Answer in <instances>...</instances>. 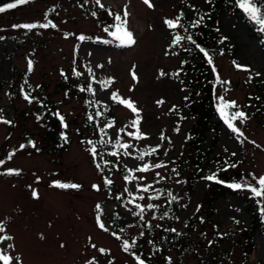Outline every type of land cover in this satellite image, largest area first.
<instances>
[{"label":"rangeland","instance_id":"1","mask_svg":"<svg viewBox=\"0 0 264 264\" xmlns=\"http://www.w3.org/2000/svg\"><path fill=\"white\" fill-rule=\"evenodd\" d=\"M6 1L0 0V6ZM85 1L86 8L78 0H32L27 5L0 13V36L4 37L0 40V114L12 121V124L0 122V159L5 161L0 165V173L6 169L20 170L19 175L0 174V222L4 226L0 236L12 237L0 242V251L19 256L22 264H86L93 257L98 264H107L109 260L112 264H136L133 256L123 251L122 243L126 239L130 243L136 241L133 250L138 255L151 253L153 264H165L169 257L171 264H243L246 252L251 249L240 230L241 226L250 225V213L244 197L252 193L247 189L219 196L213 205H208L215 194L208 195L213 191L208 188L206 180L200 179L190 203L179 209L174 222L188 247L182 248L183 253H180L175 245H167L163 241L160 232L170 226L169 218L161 212L169 198L167 194L188 196L190 178L195 179L197 170V167L189 166L183 170V176L171 172L175 159L183 153L186 157L189 151L186 147L187 132L197 116L188 111L184 99L190 89L173 76L182 57L175 53L176 48L171 42L173 30L164 21L175 19L181 11L184 12L183 18L194 17L198 9H208L209 3L205 0H151L153 7H149L144 0H101L105 7L100 8L95 0ZM111 8L119 11L121 17L127 10V29L133 33L135 44L118 46L119 40L104 31L105 27L118 22ZM93 12L97 15L93 16ZM48 17L57 27L30 31L12 27L23 23H44ZM207 20L215 33L207 37L209 42L206 45L216 67L215 73L210 67V75L216 81L218 73L222 81L229 82H216L215 103H218L217 95L235 100L239 110L245 111L249 119L244 123L234 121L244 132V137L238 138L217 110L219 116L213 120L220 117L222 124L218 134L208 129L206 146L216 138L211 158L223 157L227 163L234 161L237 171L228 174H239V182L248 180L255 183L249 174L256 177L264 174V103L254 97L264 92V45L251 33L239 14L227 11ZM109 31H116V28L110 27ZM81 34L92 39L81 42L78 39ZM223 37L227 40L220 43ZM211 38L216 43L215 47L210 42ZM104 40L111 43H103ZM198 54L204 57L202 53ZM29 61L32 62L31 70ZM234 62L247 66L248 70L238 69ZM89 67L94 77L92 83ZM73 69L81 71L79 81L84 80L82 87L86 89L91 84L94 94L80 91ZM161 70L166 75L161 76ZM133 71L137 79H133ZM109 78L113 83L107 88L98 83ZM32 86L60 103L64 120L69 122L71 143L67 147L48 138L47 128L38 118L37 101L29 103L24 99ZM113 92L135 103L140 110V128L146 138L137 140L127 135V132L135 131L130 121L136 117L130 109L111 99ZM87 99L93 100L95 111L103 109L113 114V127H107L108 123L102 118L88 119ZM161 99L165 103L158 105L157 101ZM236 110L225 109V112ZM177 125L179 132L174 131ZM101 128L104 132L100 131ZM122 128L124 131L119 132ZM161 133L171 142L161 140ZM116 138L121 143L141 146L143 151L157 144L161 147L159 153L147 156L144 161L133 155V151H130L132 155L125 156V150H122L120 157H115L119 160L118 166L111 173L110 166L104 165L110 155L103 152L94 158L87 141L96 140L100 145L101 140H111L112 143ZM29 140L35 143V147L28 144ZM21 144L27 146L20 149ZM165 151L167 156H164ZM233 152L235 156L231 155ZM8 153H14L11 159H8ZM159 161L167 167L150 168L146 173L136 172L137 177H143L138 179L137 185H151L148 192L124 179L129 176L130 168ZM97 163L104 168L103 173L96 168ZM214 167L213 160L211 164L204 165L203 173H210ZM157 171L165 179L159 180L155 175ZM105 178L113 181L112 187L104 183ZM186 178L188 183L185 185ZM54 181L77 183L81 187L59 188L52 186ZM93 184L100 185V190L94 189ZM33 189L37 190L38 198L32 196ZM125 189L133 196H129ZM140 195L145 199L137 198L135 203H129L134 196ZM157 195L159 200L150 199ZM254 199L264 208V197L254 196ZM200 202L208 206L209 216L205 226L198 224L191 230L188 222ZM147 203L159 206L155 209L145 207L143 219L132 215L138 211L135 204L144 206ZM97 204L101 206L99 209ZM118 210L126 223L123 231L115 230L111 223ZM97 215L109 228L108 232L98 227ZM112 232L121 239L118 240ZM100 248L106 249V253L101 254ZM262 261L264 236L259 234L246 264H261Z\"/></svg>","mask_w":264,"mask_h":264},{"label":"trees","instance_id":"2","mask_svg":"<svg viewBox=\"0 0 264 264\" xmlns=\"http://www.w3.org/2000/svg\"><path fill=\"white\" fill-rule=\"evenodd\" d=\"M14 2V0H7L5 3ZM79 4L86 8V1L85 0H78ZM20 6V5H18ZM110 8V7H109ZM111 10L115 14H119V11H114L112 8ZM230 12L233 14H239L244 19L248 29L251 31V33L259 38L261 40V43L264 45V33L259 31V25L256 24L254 21L249 19L247 14L241 10L236 0H211V3L209 4L208 9H198L194 15V17L191 18H182L180 23L183 25V27H178L173 30V39L177 33H179L182 36H187L189 33L193 34L194 39L197 40L198 43H200L202 46L206 48V50H209L206 45L209 42L207 40V37L214 36L215 33L213 32L214 28L210 27V23L208 22L209 17H214L216 15H220L223 12ZM201 15H204V20L202 21L201 25L198 28H192L191 22L194 20H197L200 18ZM48 18L45 19L48 20ZM50 20V19H49ZM44 21V22H45ZM213 21V19L211 20ZM119 23V21L117 22ZM116 23V24H117ZM209 23V24H208ZM184 28L188 29V32L184 31ZM212 40V38H211ZM173 41V40H172ZM171 41V42H172ZM213 47H215V41L214 39L210 41ZM173 45V43H172ZM175 49V53L180 55L182 57V61H186L185 63H181L178 66L176 70L173 72V76H176L183 86L190 89L189 94L187 95L188 99L186 100V106L188 107V111L193 114L194 116H197V119L194 123V125L191 126V128L187 132L186 137V147L189 149V151L186 154V157L183 154H180L176 159L174 164L172 165L171 172L174 175L183 176V170L191 167H197V170L195 172V179L190 178V183L188 187H190V190L188 192V196L183 198V196L179 194H172L177 197L176 201H171L170 197L166 200V206H164L161 209L162 213L167 212V217L170 220V226L168 228L162 229L160 232L162 234V239L165 241L167 245H175L176 249L178 251L185 250L189 244H185L183 241L184 235L181 231H178L175 228L174 222L176 217L178 216V211L180 208L184 207L185 205L189 204L192 199L193 191L197 185V183L200 181V179H204L205 176L212 174L214 171L218 172L220 175V178L226 180V181H236L239 182V174L230 175L228 172L234 173L237 171V166L235 168H229L226 172H220L219 170L222 167H227V164L225 163L226 160L221 157L220 159L211 158V153L213 151V147L217 142V139L215 138L212 140L211 144L207 147L206 146V132L209 128L213 129L215 134H218L222 119L219 117L217 121H214L213 119L215 117H218L219 114L217 113V107L215 103V90H216V81L214 78L211 77V66L207 63V59L204 58L202 55H199V50L195 48L194 45H192L189 41L183 40L180 42V44L173 45ZM187 49H191V51H188ZM77 71V69H76ZM81 72V71H78ZM176 73H179V75H176ZM82 76V75H81ZM81 76L76 77L77 81L81 78ZM89 77L92 83L93 75L89 73ZM84 83V80L82 82H78V85H80L78 88H81ZM10 89V88H9ZM30 95L34 99L32 101H37V104L39 106L40 116L39 118L43 121L45 127L48 131V138L51 141H54L56 143L62 144L65 147H67L71 143V139L69 136V122L64 120V123L68 125L67 128L62 126L61 121L53 115L57 110L61 115H63L61 109H60V103L52 101L48 94H46L44 91H41L39 88L31 87L30 88ZM259 97L257 99L261 103H264V92L259 93L257 96L255 94L254 96ZM87 105H88V113L89 115L93 116V120L102 118L107 123H114L115 117L113 114H110L108 111L100 109L99 111H95V105L93 104V100L87 99ZM99 112L100 115H96V113ZM109 113V114H108ZM65 134L67 136V142L62 138L61 134ZM121 141V140H120ZM96 147L99 153L107 152L108 155L112 152H118V156H112L110 155V159H108V165L110 166L111 173L113 172V169L118 166V158L120 157L122 148H119L115 144V140L107 145L104 144H98L96 140L92 141ZM130 143L132 147L128 149V151H133V155L139 157V155L144 152L141 146H136L135 144L131 142ZM92 147V144H90V148ZM152 146H149L147 150L151 149ZM159 153V152H157ZM155 153V154H157ZM153 154V155H155ZM151 156V155H149ZM147 156H145L146 158ZM214 160L215 167L214 169L207 174L203 173L204 165L211 164V162ZM236 164L234 161L230 162ZM237 165V164H236ZM114 166V167H113ZM180 167H183L180 169ZM132 169V168H130ZM175 169V171H173ZM128 175L136 176L137 174L135 171L129 172ZM264 175V174H263ZM207 181V180H206ZM132 183L138 184L137 180H131ZM188 183V178L185 179V185ZM208 188L213 191V193H208V195L215 194L211 198V202L208 205H213V202L219 198V196H224L227 193H235V190L230 189L226 187L225 185L217 184L212 181H207ZM110 187H112L110 185ZM217 197V198H216ZM245 198V206L247 210L250 213V225L249 226H241L240 230L243 233V235L246 238V241L248 244H250L251 249L254 245L255 237L259 234H262L264 236V212L261 211L263 208L262 205H259L258 201L254 199L253 194H249L244 197ZM199 210H196V213L192 216V218L189 219L191 230L197 227L198 224H201V226H205L206 224V218L209 216L207 214L208 206H204L203 202L199 203ZM142 222V220H140ZM112 226L115 230H121L125 227L126 223L124 221L123 214L120 213L118 210L114 213V220H112ZM153 229L152 227H150ZM175 228L176 232L167 231L166 229ZM155 233V232H153ZM234 233V232H233ZM249 250L246 252V257L244 259V263L247 262V256L250 252ZM180 253H183L182 251ZM166 253L163 254L165 257ZM143 259L146 260V264H153L152 263V255L151 253H143L141 256ZM169 264V262L165 263ZM261 264H264V261L261 262Z\"/></svg>","mask_w":264,"mask_h":264},{"label":"snow or ice","instance_id":"3","mask_svg":"<svg viewBox=\"0 0 264 264\" xmlns=\"http://www.w3.org/2000/svg\"><path fill=\"white\" fill-rule=\"evenodd\" d=\"M32 0H14V2H10V3H4L2 6H0V13H5L7 10L9 9H15L17 8L18 5H27L29 3H31ZM206 3H211V0H205ZM95 3L97 5H99L100 8H104L105 5L103 3H101V0H95ZM144 3L147 4L149 7H153V4L151 3V0H144ZM236 3L238 5V7L243 10V12L245 14H247V16L249 17V19H251L252 21H254L256 24H258L259 27V31L264 33V0H236ZM194 8V6H192ZM110 15L112 14L111 12L109 13ZM93 16H96L97 13L93 12L92 13ZM45 16L47 17V14H45ZM127 16H128V12L127 10L124 11L123 13V17H121L120 14H115V20L119 21V23L115 24V25H110L108 27L104 28L105 32H108L109 35L115 37L117 40H119V45L118 46H131L133 44L136 43L134 37H133V33L131 31H129L127 29ZM184 17V12L181 11L180 14L175 18V19H166L164 21V23L167 25V27L169 29H176L178 27H183V25L180 23L181 19ZM204 15H201L199 19L194 20L191 22V27L192 28H198L202 21L204 20ZM13 28H22L25 30H33L36 28H55L57 27L56 24L52 23V21L50 20H46V22L44 23H40V22H33V23H23V24H16L12 26ZM110 27H115L116 31H109ZM185 32H188L187 28H184ZM216 31H219V29H216ZM67 33L65 34V36L67 37ZM4 37L0 36V40H3ZM78 39L83 42L85 40H90L92 39L91 37L85 36L83 34L78 36ZM100 38H97V40H99ZM183 40H187L189 41L192 45L195 46V48L197 50H199L200 53H202L204 55V57L207 59V63L212 66V70L215 73L216 72V67L214 65L213 62V58L212 56L209 54V51L206 50V48L204 46H202L200 43L197 42L196 39H194L193 34L189 33L187 36H182L179 33H177L172 41L173 45L176 44H180L181 41ZM224 40H227V37H223L220 40V43H223ZM103 43H111V41L108 40H104L102 41ZM188 51H191V49H187ZM167 54V53H166ZM175 54V53H174ZM221 54H223V52H221ZM186 61H182L181 63H185ZM235 67H237L238 69H243V70H248L247 66L244 65H240L236 62H234ZM31 66H32V62L29 61V69L31 70ZM97 67L102 68L103 65H97ZM88 71L91 73L92 69L89 67ZM63 74V73H62ZM73 74L76 75L77 77L81 76L82 73L76 71L75 69H73ZM161 76L166 75L162 70L160 72ZM176 75H179V73H176ZM257 76L260 75V73H256ZM132 76L133 79H137L135 72H132ZM216 82L217 83H221V84H227L229 83L228 81H222L220 79L219 74L217 73L216 75ZM98 83H100L104 88H107L110 84L113 83V79L109 78L107 81H99ZM87 90L88 92H92L93 94L95 93V89H93L91 84H88L87 88L85 89L84 87L80 88V91L83 92ZM67 95V93H66ZM24 99L28 100L29 103L32 102V100L34 99L33 97H31L30 93H26L24 95ZM111 99L114 101H117L118 103L124 105L125 107H127L128 109H130L132 111V113L135 114V119L130 121V126L132 128L135 129L134 132H127V135L129 137H133L134 139H144L146 138V134L143 133L141 131L140 128V123H141V117H140V110L136 107L135 103L129 98V99H124L122 98L118 92H113ZM185 100L188 99V97H184ZM218 103L216 105L217 110L220 114V116L224 119V122L226 123L227 127L231 130L232 133L237 134V137H244V132L241 130L240 127H238L236 125V123H234V121H239L240 123H244L245 121H247L249 119L248 114L243 111V110H239V105L237 104V102L235 100H228L226 99V97L224 95H217L216 97ZM256 99H259V97H256ZM165 101L163 99L158 100L157 104L158 105H162L164 104ZM173 109H175V106H173ZM225 109H237L236 111H233L231 113H226ZM0 113H2V110H0ZM54 116H56L62 123V126L67 128L68 125L66 123H64V116L61 115L59 113V111L57 110L55 113H53ZM96 115H100L99 112L96 113ZM39 118V117H38ZM183 118V117H182ZM88 119L91 121L93 119V116L89 115ZM0 122H3L5 124H12L11 120H6L4 119L3 115L0 114ZM107 127L111 128L113 127V123H108L106 125ZM101 132H104V129L101 128L100 129ZM124 129H119V132H123ZM174 131L179 132L180 131V127L179 125H177V127L174 129ZM62 138L65 140V142H67V136L65 134H61ZM106 135V133H105ZM119 133H117V137H118ZM160 139L161 140H169L170 138L166 137L163 133H161L160 135ZM87 143L92 144V147L89 149V151L91 152L92 156L95 158L97 155H102L101 153H98L97 147L96 145L92 142V141H87ZM101 144H107V143H111V140L109 141H104L101 140L100 141ZM241 143H243V141H241ZM252 143H255V141H252ZM28 144H30L32 147H35V143L31 140L28 141ZM115 144L116 146H118L119 148L124 149L125 151L123 152V155L125 156H130L132 155V153L130 151H128V149H130L132 147V145L130 143H121L119 138H116L115 140ZM27 145L25 144H21L20 145V149H24ZM161 147V145L157 144L155 147H152L151 149L142 152L138 159L140 161H144L145 156H149V155H153L155 153L158 152L159 148ZM38 150V149H37ZM225 151H227V149H225ZM14 155V153H8V159H11L12 156ZM110 155L112 156H118L119 153L118 152H112L110 153ZM168 153L167 151L164 152V156H167ZM232 156H235L236 153L233 152L231 154ZM5 163V161L3 159H0V165H3ZM109 162L107 160L104 161V165L107 166ZM227 164V167H222L219 171L220 172H226L229 168H235L237 165L234 163H227V161L225 162ZM167 165L163 162V161H159V162H155V163H143L142 166L139 167H134L132 169H129V172L135 171L138 173H146L151 169H164L166 168ZM96 168L103 173L104 168L101 167V164L97 163L96 164ZM173 171H175V169H173ZM0 174H4V175H19L20 174V170L18 169H6L5 172L0 173ZM155 175L157 177H159V180H163L165 179L164 176L161 175V173L159 171H157L155 173ZM252 178V181H255V183H252L248 180H244L243 182H236V181H226L222 178H220V175L218 172L214 171L212 174L207 175L204 177L205 180L207 181H212L214 183L217 184H221V185H225L226 187L233 189V190H241V189H247L249 190L255 197H264V175H261L259 177H256L255 174H249ZM125 180L131 181V180H137V179H143V177H136V176H125L124 177ZM37 180H39V177H37ZM159 180L157 181V183L159 182ZM177 183H180L179 180L176 181ZM104 183L106 185H111L113 183V181L111 179L105 178ZM258 185V186H257ZM52 186L55 187H59V188H64V189H79L81 187L80 184L77 183H65V182H61V181H54L52 183ZM31 187V186H29ZM92 187L94 189H96L97 191L100 190V185H96L93 184ZM137 188H139L141 191L143 192H148L149 189L151 188V185H137ZM126 192H128L129 196H133V193L128 191V189H125ZM168 197H170L171 201H176L177 197L172 195L171 192H169ZM32 196L34 198H38V192L37 190L33 189L32 190ZM120 197H117V199H119ZM140 199V200H144L145 197L143 195H140L138 197H133V199L131 201H129V203H135L136 199ZM150 199H154V200H159V196H155V197H150ZM159 205L156 203H147L144 206H141L140 204H135L136 209H138V211L136 212H132L131 209H129L130 212H132V215L135 216H139L141 219L144 218V211H145V207L147 209H155L157 208ZM96 207L99 209L101 206L99 204L96 205ZM186 207V205H185ZM197 210H199V206L197 207ZM262 212H264V208L261 209ZM168 213L165 212L163 214V216H167ZM163 216H161V219H163ZM178 219V218H177ZM96 221L98 224V227L100 229H102L105 232L109 231V228L106 226V224L101 220V216L97 215L96 217ZM157 227H159V225H157ZM167 231H171V232H176L177 230L175 228H171V229H166ZM4 231V226L2 224V222H0V232ZM121 231H123L121 229ZM113 236H116V238L119 240L121 239V237L119 235H117L116 232H112L111 233ZM140 235H143V233H141ZM12 239V237L10 236H0V242L2 241H6V240H10ZM91 239V238H89ZM149 243H151V241H149ZM61 247H64L63 244L60 245ZM9 247H12V245H9ZM93 248H96L95 244H92ZM122 248L123 251L125 253H130L134 260L136 261V264H146V260L143 259L141 257V255H138L136 253V251H134L133 249L136 248V241H133L132 243H130L128 240H123L122 243ZM101 254L106 253V249L104 248H100L98 250ZM169 260V264H171V258H168ZM0 261L3 262V264H22V259L19 256H12L7 254L4 251H0ZM86 264H98V261L96 260L95 257H93L91 260L86 261ZM107 264H112V261L109 260L107 262Z\"/></svg>","mask_w":264,"mask_h":264}]
</instances>
